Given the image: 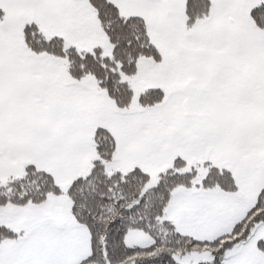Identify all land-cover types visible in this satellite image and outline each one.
Returning a JSON list of instances; mask_svg holds the SVG:
<instances>
[{"label": "snow or ice", "instance_id": "6c2138e0", "mask_svg": "<svg viewBox=\"0 0 264 264\" xmlns=\"http://www.w3.org/2000/svg\"><path fill=\"white\" fill-rule=\"evenodd\" d=\"M0 264H264V0H0Z\"/></svg>", "mask_w": 264, "mask_h": 264}]
</instances>
